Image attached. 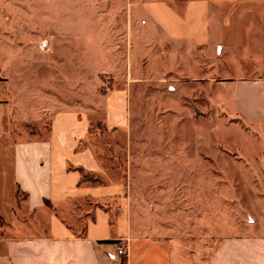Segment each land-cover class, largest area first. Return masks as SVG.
Wrapping results in <instances>:
<instances>
[{"label": "rangeland", "instance_id": "374dc122", "mask_svg": "<svg viewBox=\"0 0 264 264\" xmlns=\"http://www.w3.org/2000/svg\"><path fill=\"white\" fill-rule=\"evenodd\" d=\"M129 3L0 0V97L9 85L33 112L43 79L50 102L87 107L85 144L102 180L124 183L133 225L169 239L177 264H204L224 237L264 217V136L223 108L220 90L212 105L188 73L161 70L160 45L144 41ZM128 84L125 125L108 128L107 99ZM44 123L18 130L39 136ZM70 223L81 233L85 221Z\"/></svg>", "mask_w": 264, "mask_h": 264}, {"label": "crops", "instance_id": "0c3cea01", "mask_svg": "<svg viewBox=\"0 0 264 264\" xmlns=\"http://www.w3.org/2000/svg\"><path fill=\"white\" fill-rule=\"evenodd\" d=\"M129 9L144 41L160 45L161 70L188 73L212 105L220 90L223 108L264 136V0H133ZM39 83L33 112L12 99L9 85L0 97L2 264H120V240L128 243L124 264H177L169 239L133 225L124 183L102 180L104 168L85 144L89 109L62 101L57 106L45 95L50 81ZM130 86L107 99L108 128L124 127ZM30 120L45 122L42 135H21L18 126ZM83 173L92 180H83ZM84 203L89 209L82 211ZM73 221H85L81 233ZM240 228L204 264H264V217Z\"/></svg>", "mask_w": 264, "mask_h": 264}, {"label": "built area", "instance_id": "2783aa9c", "mask_svg": "<svg viewBox=\"0 0 264 264\" xmlns=\"http://www.w3.org/2000/svg\"><path fill=\"white\" fill-rule=\"evenodd\" d=\"M128 243L126 240H120L118 244L115 245V252L117 255L127 254Z\"/></svg>", "mask_w": 264, "mask_h": 264}, {"label": "trees", "instance_id": "16d2710c", "mask_svg": "<svg viewBox=\"0 0 264 264\" xmlns=\"http://www.w3.org/2000/svg\"><path fill=\"white\" fill-rule=\"evenodd\" d=\"M83 180H92V178L88 175V173H83ZM2 222V219L0 217V223Z\"/></svg>", "mask_w": 264, "mask_h": 264}]
</instances>
